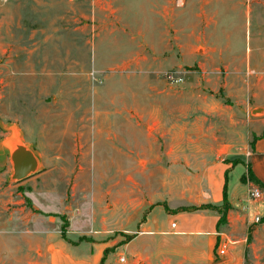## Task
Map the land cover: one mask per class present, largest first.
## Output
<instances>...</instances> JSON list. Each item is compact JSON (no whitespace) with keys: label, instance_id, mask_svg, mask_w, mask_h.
Masks as SVG:
<instances>
[{"label":"rangeland","instance_id":"374dc122","mask_svg":"<svg viewBox=\"0 0 264 264\" xmlns=\"http://www.w3.org/2000/svg\"><path fill=\"white\" fill-rule=\"evenodd\" d=\"M253 107L264 0H0V141L18 126L42 168L14 181L0 151V264H51L75 214L81 241H129L142 203L194 195L264 132ZM248 244L213 264H264V232Z\"/></svg>","mask_w":264,"mask_h":264},{"label":"crops","instance_id":"0c3cea01","mask_svg":"<svg viewBox=\"0 0 264 264\" xmlns=\"http://www.w3.org/2000/svg\"><path fill=\"white\" fill-rule=\"evenodd\" d=\"M259 121L264 126V119ZM238 167L242 172L235 174ZM249 173L258 184L249 178ZM253 187L259 188L261 199L249 198ZM193 193L173 201L163 196L156 202L142 203L137 211L140 220L133 221L135 229H131L134 236L122 244L121 238L110 240V231L81 241L93 232L80 228L81 214L72 215L66 227L67 237L46 245V255L51 264H118L120 258H124L120 264H213L212 251L225 246L230 258L241 262L249 246L248 238L264 232V132L256 137L252 149L250 145L222 147L207 169L204 182ZM224 195L230 207L224 225L218 226L220 216L211 209L179 211L202 205L220 207ZM255 217H260L261 223L255 224ZM173 223L175 227H171ZM116 225L121 234L127 233L122 228L121 215Z\"/></svg>","mask_w":264,"mask_h":264},{"label":"water","instance_id":"95a60500","mask_svg":"<svg viewBox=\"0 0 264 264\" xmlns=\"http://www.w3.org/2000/svg\"><path fill=\"white\" fill-rule=\"evenodd\" d=\"M249 114L252 118L264 117V107H253ZM4 129L10 134L0 141V151L8 154L12 166L11 178L14 181H22L40 172V160L30 146L21 140L19 127L11 124Z\"/></svg>","mask_w":264,"mask_h":264},{"label":"trees","instance_id":"16d2710c","mask_svg":"<svg viewBox=\"0 0 264 264\" xmlns=\"http://www.w3.org/2000/svg\"><path fill=\"white\" fill-rule=\"evenodd\" d=\"M256 138L253 139V141L249 144L250 148H253V144ZM249 178L252 179L256 184H258V181L252 176V174L249 173ZM245 180V177L242 178V181ZM229 204L226 202L225 195H224V202L220 207L212 206V205H202L200 207H192V208H182L179 211H190V210H214L216 211L220 218L218 226L224 225L226 223V214L229 209ZM62 238H65L64 236Z\"/></svg>","mask_w":264,"mask_h":264},{"label":"built area","instance_id":"2783aa9c","mask_svg":"<svg viewBox=\"0 0 264 264\" xmlns=\"http://www.w3.org/2000/svg\"><path fill=\"white\" fill-rule=\"evenodd\" d=\"M169 78L172 80V76H169ZM249 198L251 200H259L261 199L262 195H261V191L259 190V188L257 187H253L250 191H249ZM243 209L245 210L246 207H243ZM254 223L255 224H258V223H261V218L260 217H255L254 218ZM171 227H175V224L173 223L171 225ZM219 256H225L226 254V247L225 246H222V248L219 249V252H218ZM124 262V258H120V263H123Z\"/></svg>","mask_w":264,"mask_h":264}]
</instances>
